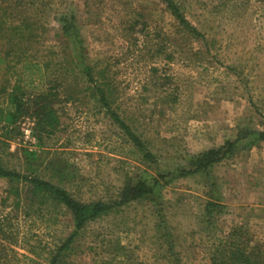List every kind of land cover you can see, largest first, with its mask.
Wrapping results in <instances>:
<instances>
[{
  "label": "rangeland",
  "instance_id": "374dc122",
  "mask_svg": "<svg viewBox=\"0 0 264 264\" xmlns=\"http://www.w3.org/2000/svg\"><path fill=\"white\" fill-rule=\"evenodd\" d=\"M175 2L200 36L161 0H0L9 64L0 71V105L3 89L18 84L28 109L13 125L0 121V164L82 202L113 201L138 180L155 184L151 199L88 222L59 264H209L232 229L264 248V141L247 144L248 136L207 170L177 174L240 128L262 129L264 0ZM64 19L78 39L63 33ZM17 60L40 71L29 78ZM39 93L51 97L58 120L49 134L31 114ZM10 186L0 179V217L13 239L2 240L3 264H50L73 230L70 215L50 201L28 202L21 183L6 194Z\"/></svg>",
  "mask_w": 264,
  "mask_h": 264
},
{
  "label": "trees",
  "instance_id": "16d2710c",
  "mask_svg": "<svg viewBox=\"0 0 264 264\" xmlns=\"http://www.w3.org/2000/svg\"><path fill=\"white\" fill-rule=\"evenodd\" d=\"M165 7L171 12L178 24L187 32L194 36H200L196 28L185 18L175 0H161ZM62 31L65 35L73 36L78 39L74 33L72 20H65L62 25ZM22 73L29 77L40 71V66L36 63L20 60ZM9 67L7 61V53H2L0 49V71ZM85 75L88 80L93 81L91 68L85 66ZM98 96V101L104 107L105 111L113 119L114 122L123 130L126 136L137 147L142 149V141L130 129V127L113 111L110 107L105 90L102 87H94ZM6 93L5 106L0 105V121L5 122V125H13L19 117L28 112L23 101V93L18 84H13L9 89H3ZM52 99L48 97L47 93H39L35 99V107L32 115L37 118L36 123L40 125V130L51 133L53 128L57 125V117L52 108ZM29 114V113H28ZM251 136V141L247 144L264 141V124L261 130H250L247 128H240L233 140H227L217 148H210L196 157H194L189 165V168H180L177 170L179 176H185L195 172H203L207 170L212 164L222 158L227 152H230L235 143ZM145 156H151L150 153H145ZM0 179H6L11 183V186L6 190V194L18 193L16 185L22 184L25 189V197L28 202L50 201L55 206L61 205L64 210L70 215L73 224V230L65 238L61 245H59L53 252L50 258V264H59L62 252L67 250L70 243L73 241L77 232L82 229L88 222L108 213L111 209L124 205L132 200L137 199H151L154 185H148L144 180H138L135 183H127L118 194L117 199L110 202H103L101 200L92 202H82L74 198L65 188L54 184L46 179L36 176H30L18 171L7 169L0 164ZM155 181V180H154ZM212 203H207V212L212 211ZM211 207V208H210ZM6 228L4 219L0 217V264H3L6 254H4V246L2 240L12 241L11 232ZM219 247L214 249L209 264H264V248L258 244H251L249 240L243 237L238 229H232L225 238L220 240Z\"/></svg>",
  "mask_w": 264,
  "mask_h": 264
}]
</instances>
